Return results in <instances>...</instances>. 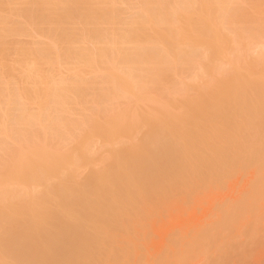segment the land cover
I'll return each instance as SVG.
<instances>
[{"label":"bare ground","instance_id":"bare-ground-1","mask_svg":"<svg viewBox=\"0 0 264 264\" xmlns=\"http://www.w3.org/2000/svg\"><path fill=\"white\" fill-rule=\"evenodd\" d=\"M19 2L40 45L12 40L31 27L11 20ZM119 4L138 12L117 22ZM262 16L264 0H0V86L16 92L0 88V264L243 262L258 190L188 240L175 207L264 171V44L243 60L258 32L242 28Z\"/></svg>","mask_w":264,"mask_h":264},{"label":"rangeland","instance_id":"rangeland-1","mask_svg":"<svg viewBox=\"0 0 264 264\" xmlns=\"http://www.w3.org/2000/svg\"><path fill=\"white\" fill-rule=\"evenodd\" d=\"M20 4L21 2H19L18 4L14 6L16 11L17 9H21V11L20 10L17 11L19 14V17L14 16L11 18V20L13 23H25L28 20L31 24V27L29 26L25 27V29L29 31L27 36H18V37L15 36L14 38H12L13 42L16 44V46L18 44L19 45L22 44L21 46H25V47H33L35 43L39 44L41 42H45L46 39L44 37H42L37 32H34L31 30L32 28H35L36 21H34L33 19L29 20L28 16L22 10L24 8L23 5L20 6ZM124 5L119 4L113 7L115 8L116 15L118 16L117 22L126 20L138 12L137 8L135 7L132 8L130 6L128 7V5H126L125 7ZM243 6L248 7L249 5L244 4ZM70 25H76L78 28L77 33H79V35L81 34V36H85L87 29H89V27H84V24L82 25V23L79 21H74L73 23L71 22ZM242 28L247 33V36H249L248 31L250 29H254L256 32H258L257 36L253 40H249V39L244 40V43H247V42L251 43V46H249L243 52V56H245V59L243 60H246V57L250 58V56H253L255 51L259 50L264 44V16H262L261 20L259 21L255 20V21L248 22ZM45 29H46V32H49L46 27ZM101 29L109 30V27L102 26ZM52 31L53 32L51 34L58 35V33L61 30L57 28H52ZM89 35L94 37V34L90 31H89ZM58 48L63 49V45H60ZM182 72H185V71H182ZM185 73H183L184 77L187 75ZM50 75H52V78H54L53 81L58 84L64 82L66 77L68 76L63 70H59V71L54 70ZM84 79L87 81H91L93 80V77L89 75V76H86ZM14 83L15 82L13 81L11 82V84L6 85L4 82V84L0 86V88L3 87V89L5 90L4 95L2 97H5L6 101L8 100V98H10L12 99V102H13L15 98L16 92H15ZM159 89L160 90H158L159 91L158 95L160 97L162 95L167 97L169 91H171V86L167 82L166 84H163L161 87H159ZM90 93H91L90 89L86 91V94L89 95ZM172 96H173L172 98H175V99H182V96H184V94L183 93L180 94V92H177V93L172 94ZM69 107L70 109L76 108L72 104ZM77 113H78L77 111H74V113H70V114L66 113L65 115H62V117H67V118L70 117L72 119H76L75 117L78 116ZM100 114L105 115V113L102 110ZM51 115H52L51 118L55 119L57 117V115L54 113H52ZM11 116L12 114H10V117ZM48 123H49L48 126H50L52 122H48V121L45 122V124H48ZM3 133L4 132L1 130L0 139L2 140L4 139ZM263 172L264 171L262 169V166H257V167L255 166V168H253V170H251V172L249 173L247 171L245 172L241 171L237 173L235 177L229 182V184L223 189H217L215 187H212L210 189H207L204 192L205 194L199 195L195 199L194 203L187 204V205L185 204L177 205L175 208H177V210L179 211L178 216H177L178 222L185 224V228L182 229V232L184 233V236H185V240L191 239L193 234L198 233L204 228L208 227L209 224H211L213 221L216 220L218 215L222 216L223 213L220 212V209L228 205H231V204L243 205L247 201V199H249V197L250 198L251 196L253 197V195H250L249 192L252 193L253 191L258 190V193L260 191L259 194L261 196L263 194L262 198L261 196H258L257 192H254L255 194H257V195L254 194L255 199L251 198L252 200H256V196L257 198L258 197L260 198L258 205L256 204L257 207H255V211H254L255 214L253 212H250L246 214L243 218L244 219L243 221L245 223L244 225L248 228V230L258 232V237L256 239L257 245L256 247H254V249H252V252L248 254L246 258L243 259L244 260L243 262H238L235 260L234 263L235 264H264V190L263 191L260 190V189H263L264 187V186L262 187L263 183L261 182V180L263 181V178H264L262 177L261 179ZM171 213H172V210L169 213H166V217L170 216ZM169 219L170 217L167 220ZM240 238L244 239L246 238V236L244 237L243 235V237H240ZM240 238H239V241H237L238 245L235 247L236 249L235 254L238 252V249L241 248V246L244 244L243 242L245 241ZM226 240L227 239L224 240V246L226 248L225 254L229 256L233 248L230 242ZM196 256H197V259L196 260L194 259V264L204 263V259H205L204 256L200 255L199 253H197ZM209 258H210L209 263L214 264L218 256L216 254L210 255Z\"/></svg>","mask_w":264,"mask_h":264}]
</instances>
